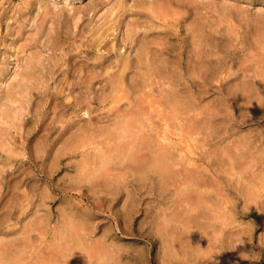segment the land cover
Returning <instances> with one entry per match:
<instances>
[{"label":"bare ground","instance_id":"6f19581e","mask_svg":"<svg viewBox=\"0 0 264 264\" xmlns=\"http://www.w3.org/2000/svg\"><path fill=\"white\" fill-rule=\"evenodd\" d=\"M179 1L180 0H151L147 4H137V6L139 7L138 9H140L141 7L143 8V10L145 9L146 12L144 13L143 18L140 19V21L135 18L137 22H134L132 26L130 25L131 27L127 29L123 38L124 42H128L129 48L134 49V53L132 56L128 52L126 55H120L119 46H116V43L118 41L116 43L111 42L109 44H103V48L99 46L101 39L107 36L108 30L112 27L113 22H115L111 18H108L109 16L107 17L106 15H104V23H106L104 26V23H96L97 26L93 29L92 33H90V37H88V39L85 41L81 40L82 43L79 42L71 48L78 49L80 45H85L87 49H101L100 52L91 57V64L90 62L81 63L79 61H75V59L73 62L69 63V57L67 59H64L63 57L65 55V51H63L64 54L63 52H61L58 59H55L56 61L52 62L51 67H47L49 71L54 72L56 70H59L63 64L67 66V68L62 72V76L57 80V83H54V89L51 92V96L54 98V103L51 107L53 116H49L50 120L48 122L43 120V117H46V111H39V107L40 105L42 106V103L38 101L34 108L35 120L33 119L34 121L32 120V125L30 127H27L25 129V132H23V134L19 136V148L15 152L9 147L10 144H5L2 131L4 128H6V126L13 127L14 120L18 119L23 121L24 116L31 113V110L28 107V98L26 99V95L30 94L31 90L34 87H38L39 84L43 85L41 81H36L37 78L33 74L34 68L39 60L30 61V69L20 72V79H18L15 86L12 83H8V89H10L11 87H17L18 90L6 91L4 98L8 103H17L18 108L8 109L10 105L0 108V158L1 156H3L4 159L3 167L0 166V264H67L69 258L74 256H79L86 264H148V259L144 257V250L142 251L141 247L138 248L139 245L138 247L132 245L129 247H123L122 242H120L121 244H119V242L114 241L113 239H110V241L106 242L105 239L107 238V234H109L106 232L109 229L105 225V228L108 230H102L105 232H103L99 238H95V235V237L91 235L93 229H95L94 226L84 230V227L92 224L95 218L92 220V210L88 205H83V207L79 209L77 203L80 200H77L78 202H76L75 199L77 198L74 194H76L77 197L81 200L82 198L92 199L98 210H101L102 212L107 211L109 215L112 214L110 209L111 207L109 206L110 204L104 203L105 205H103L101 201L107 200L109 203L114 201L121 202V204L119 203L120 212L118 213V215L120 216L123 224L119 225L118 218L116 216L111 217L112 219L116 220L117 224V226L113 228V234H117L118 232L125 235L131 234L137 238L146 237L153 242V240L157 241L154 235L159 233V235L157 234L158 237L160 235L162 236V239H160L163 247L161 256L162 264H189L187 263V257L189 256H185L187 252V246L188 249L192 251V253H195L193 254V257H196V261L202 263L204 258L203 254H205L207 249H211L216 245H218V248L227 247L231 249L232 247H235L233 245L235 239H239V243L241 241L245 243L243 239L250 236L253 228L250 224V226H246V228L241 229V231L234 230V232L232 230V225L229 227L230 220H227L228 218L222 217L220 220L217 219L219 220V222H217L216 220H214V217H210L203 210V208L205 205L204 200H207L212 196L209 190L198 189V186L199 183L201 184L203 180L202 177H204L203 167H228L226 168V170L228 171L229 169L231 171H228L230 174H236V179H232L231 177L227 179V181H229H226L227 185H225L227 194H229V192H233L234 196L236 197L235 200H238L241 197L242 201L244 200L246 203H256L259 198L261 199L262 203V201L264 200V146H259L256 144V139L258 137L256 138L254 135H252V132L239 133L237 131L235 133L234 129L233 131H228L229 128L231 130V128L234 127V125H231V123L229 127H223L225 121L223 122L221 118L217 117L218 112L219 110H221V108L208 111L201 106L199 107V109H197L196 107L198 106L196 103H194L193 99H188L189 97L187 92L189 91L179 92L178 90H175V86L173 87L174 82L171 81V73L178 68L182 69V67L177 61V63L175 64L174 60L169 59L168 56H165V54L168 52V50L170 52V49L173 48V44H175H172L173 40L171 42L170 35L174 34L177 36V24L179 22V18L182 17L181 14H185V12L187 13L190 8L192 17L186 24V28L191 35L190 40L192 45L190 52L193 56L196 57V61L193 62L192 65L187 69V75L189 73L190 75L193 74L196 75V77L201 78V82L203 85L208 80L203 76L206 71H209V73L210 71L219 72V74H216V76L219 78V80L217 79L219 83L224 76L220 75L222 71L226 70V72H228L226 73V75H229V70H231L230 67H227L228 70L224 67H221V69L218 67L219 69L217 70L215 67H217L218 64L211 65L210 63H207L203 60L204 57L213 56L215 57L214 59L219 58V54L221 53L223 48L219 45L218 39L220 38V36H224L227 42V45H224L226 46L224 48L228 49L229 47H232L233 49L237 47L241 50H246L249 53L245 58H243L245 59L246 63L243 62L244 64L240 67V70H242V72H246L247 70L249 71V69L253 68V73L262 76V73L264 72V13H261L258 10L259 12L256 11V14L252 15L253 13H255L254 11L251 15H248L247 13H244L243 6H239L237 10L234 9V12L237 11L234 13L232 11L233 8L230 9V6L235 7L234 4L222 3V0H220V3H222L221 9L218 8L219 4L217 6L214 0H211V2H208L207 0H188V4L183 3L184 1L182 2L183 4H180ZM120 3L122 4L123 2L121 1ZM19 4L17 7H19ZM121 4L119 6H121ZM114 5L116 4L114 3ZM52 7L54 8L53 5ZM202 8L204 9V12L201 11ZM85 9L87 8H84L83 11H85ZM48 11L47 13H49ZM83 11L79 13L81 14L83 13ZM101 12H103V9L102 11H100V13ZM209 12L210 14L207 15ZM47 13L45 12V15ZM60 14L58 15L59 17ZM189 14L190 13H188V15ZM12 15L14 14L12 13ZM12 15L9 14V17ZM76 16L77 15H75V17ZM57 22L55 21L54 23ZM69 27L67 26V29H69ZM140 27H142L143 33L138 32V29ZM75 29L77 28L75 27ZM111 30H113V27ZM149 30H151L150 33H148ZM71 33L73 32L71 31ZM186 33L187 32H185V34ZM79 38H82V36ZM79 38L78 41L80 40ZM24 41L26 42L27 39ZM27 42L29 43V41ZM60 45L61 44L53 42L50 44V48L53 50L61 49L60 51H62L63 49L62 47H60ZM233 51L234 50H232V52ZM46 52L42 53L46 54ZM177 53L178 52L176 51V55ZM23 54L25 55V53ZM112 54H115L117 57L115 59H111L110 57ZM179 54H181V51H179ZM230 54L232 55V53ZM33 55L36 57L35 54ZM242 55L244 56V54ZM83 56L86 59H89L87 58L86 54ZM225 57L223 56L222 58L224 59ZM180 58L181 57H178L176 59H179L180 62ZM54 65L56 69H53ZM153 73H155L154 75L158 76L160 82L157 83H160L161 85L159 89L160 96H158V94L156 93L159 97V104L161 105V108H159L160 110L157 113L159 121L157 119L158 122L156 121V123L154 121L156 118H153V120H151V112L148 111V103L146 102V106L144 105L145 103L143 104L141 100V98H143L146 101L148 99V96L141 97L142 94L140 96L142 89L148 85L150 76H152L151 74ZM12 74L13 73H11V75ZM69 74H71V77L68 78ZM180 76H182V74ZM156 80L157 77L155 81ZM198 80L199 79H197V81ZM257 81V86L256 83L254 86L253 84L250 85L247 81L242 83L236 89V91H238V93L240 94L241 104L245 106L243 113L239 115V122L251 120L258 123V119L255 120V118H259L260 116L262 117L264 114V79L258 78ZM96 82L99 83L98 89L100 90V93H94L92 91V87L94 84H96ZM187 82L188 81H186V83ZM227 85L225 84V86ZM233 86H235V84ZM218 87L220 88V85ZM47 88H45L44 92H46ZM181 89H183V87ZM227 89H229V87H227ZM231 90H233V88ZM203 91L201 89L198 92V95L200 96ZM206 91L208 90H205V92ZM190 94L191 91L189 95ZM230 95L228 94V96ZM153 98L154 97H152V99ZM215 98L216 97H214V99ZM203 100H206V98ZM229 101L231 102V100ZM212 103L214 102L212 101ZM59 106H61L63 112L67 111L66 113H63L64 115L56 112V108H59ZM152 111L155 112L154 109ZM238 112L240 111L238 110ZM56 113L60 114L57 119L55 118ZM222 114H225V112H222ZM169 120H177L179 122L180 128H184V130H181L182 132L187 131L189 134L193 135V139L200 142V145H196V148L198 150H191L187 147V149H190L191 151L190 155H187L185 162L180 160L181 158L178 157L177 153L180 148H183L179 146V142L176 143L168 134V127L171 124L169 123ZM229 121L233 122V120ZM55 122H57L58 125H56ZM253 128L255 127H252V129ZM56 130V135L53 137V139H49L50 141H48L49 135H51V133L55 132ZM32 136L34 137V142L33 144H30V139L32 138ZM98 136H102L103 140H106V138H108L109 141L106 142L104 147H98V150L93 153L91 152L92 156L88 158V156L86 155L90 153H88L86 149L81 148H83L89 141H92ZM258 140L259 142H261L260 139ZM207 144L208 146H206ZM49 155H51L50 158ZM76 155H83V160L81 161L83 162L81 163L82 166L80 163L74 162L75 160L73 159V157ZM3 159H1L0 162H2ZM18 159L20 160L21 164L22 162H28L30 168H20V166L16 167L13 161H15L16 163ZM201 161L204 163L202 164ZM58 167H80L81 169L82 167L83 169L84 167L92 168H89L84 172L82 171V173L78 174L74 172L76 176L67 174L70 177L66 178L67 181H59V179L55 180V177L53 176V171L55 172V169H58ZM118 167H127V173L130 172V179L127 178L128 175H125L126 172L122 170H118V172H115ZM253 167H258V170H251L253 169ZM226 170L224 168V171ZM219 172L221 173L220 170ZM208 174L211 175L210 173ZM226 176L227 175L225 174V177ZM59 177L63 178L62 176ZM73 177H77L78 180L71 179ZM33 178L35 179L34 182L32 181L33 184H29V181ZM68 179H71V181H69ZM146 181L151 185L147 187L146 191H149L151 189V195H156L160 199H164L163 195H165L170 185H183L188 190V203L186 201L185 204L186 194L183 191V193L177 195V197L172 201L167 202L166 200H163L165 205L167 203L168 204L165 207L157 208L160 209V214L158 213L160 211L157 212L156 208L152 213L151 210L147 208L144 213L151 218L146 221L148 230L144 231L142 226L145 222H139L138 226L134 228L132 220L134 219L135 213L139 209V207L137 206L138 198L136 193L138 194L139 188L141 186H144L146 184ZM129 182L131 183V185H134V191H132L133 189L128 188ZM215 187L217 188V184ZM220 187L222 186L220 185ZM221 189L222 188H220L219 191H221ZM183 190H185V188H183ZM179 191H181V189ZM61 195L62 198L57 201L58 203L55 206L57 219L60 218V222L58 223L59 230H54L51 237L49 236L50 238L48 242L43 243V245L38 246L36 245V243L34 244L36 246L30 245L34 242L35 239L38 238V235L39 239L43 235V230L45 228H43V226L44 223H46L45 217H49V214L53 213L54 208L52 204L55 200L58 199L57 197ZM166 197L167 196L165 195V198ZM219 198L220 197H218L217 199L220 201ZM232 200L234 201L233 198ZM150 207L155 206L150 205ZM254 207L256 206L254 205ZM261 210L262 212L264 211V204H262ZM250 211L251 210L246 211V209H241L240 213L243 215H250ZM234 212L235 210L232 213ZM248 222L250 223V221ZM109 225L111 227V223H109ZM178 225H182V230H184L185 232L183 233L182 231V233L186 235L185 239H178L177 237H174V229L175 226L178 227ZM208 228H210V231H212V233L215 232L216 235L217 233H221L224 237H220L221 239L217 241L215 240L216 237L213 238L214 240L212 238V240L210 238L208 239ZM35 232L37 234H34ZM201 234H203V236L206 238L199 239L200 237H198L196 239L195 236H199ZM233 235H236L235 239H232ZM188 236L191 237V239L188 240ZM156 246H158V244ZM204 247L206 248V250ZM201 248L204 249L205 252L200 253V251L198 250H200ZM247 250L250 249L247 248ZM233 252H235L234 254H236V251L233 250ZM219 253L217 254L220 255ZM177 254L184 256V259ZM252 254L255 255L254 252H252L251 255ZM125 255L129 257L130 261H127L126 259V262L124 260ZM228 256L230 255L228 254ZM222 260L224 259L222 258ZM239 260L240 259L238 258L237 261L239 262ZM237 261H235V264ZM209 262L210 264H212L211 260Z\"/></svg>","mask_w":264,"mask_h":264},{"label":"rangeland","instance_id":"374dc122","mask_svg":"<svg viewBox=\"0 0 264 264\" xmlns=\"http://www.w3.org/2000/svg\"><path fill=\"white\" fill-rule=\"evenodd\" d=\"M53 1V2H52ZM123 2L122 4L120 2ZM0 0V108L4 107V106H8L10 105V107L8 109H17L18 108V104L17 103H8L6 100H5V93L6 91H17V87L13 88L11 87L10 89H8V83H12L14 86L16 85L18 79H20V72L21 71H26L27 69H30L31 65H30V61L32 60H39V64L37 63V65L35 66L34 68V76L37 78L36 81L37 82H42L43 85H40L38 87H34L30 94H27L26 95V99L28 98V107L30 108L31 110V113L30 114H27L24 116V120L21 121V120H14V125L13 127L12 126H6V128L3 129L2 131V134H3V139H4V142L5 144L9 145V147L15 151L18 150L19 148V140H20V137L21 134H23V132H25V129L27 127H30L33 123V121L35 120V111H34V108H35V105L36 103L39 101L40 103H42V106L40 105L39 107V111H46V117L44 118L43 117V120H45L46 122H48L50 120L49 116H53V112H51V107L54 103V98L51 96V92L53 91V86H54V83H57V80L62 76V72L64 71V69L67 68V66L65 64H63L61 66V68L59 70H56L54 72H51L49 71V69L47 68L48 66L51 67V64L52 62L56 61L58 59V57L60 56V53L65 51V55L63 56L64 59H67L68 57V60H69V63L73 62L74 59L75 61H79L81 63H84V62H90V64L92 63V61L90 60L91 57L95 56V54H97L98 52H100L101 49H96V48H86L85 45H80L78 49H71L72 47H74L77 43H82V41H85L88 39V37H90V33H92L93 29L97 26V24H101V23H104L105 22V16L106 15L108 18H111L113 21V24H112V27H113V30L112 27L108 30V33H107V36L103 37L101 39V42L100 41V44L99 46H101V48H103V44H109L111 42L113 43H116V46L118 47L119 46V53L120 55H126L127 52L129 54H131V56L133 55L134 53V49H130L129 48V44L128 42H124L123 41V38H124V35H125V32L127 31L128 28H130L134 22H137V20L135 18H137L139 21L140 19L143 18V15L144 13L146 12L145 9L143 10V8L140 7V9H138L139 7L137 6L138 3H140V5L142 4H147L148 0ZM143 3H142V2ZM184 1V2H183ZM201 1V0H200ZM206 1V0H204ZM208 2H211V0H207ZM218 6L219 9H221L222 7V3H229V4H234L235 7H232L230 5V9H232V11L234 12V9H238L239 6H243L244 7V13H247L248 15H251L254 11L255 13H253L252 15L256 14L257 12H261V13H264V0H222V3H220L221 1L220 0H214ZM237 3H236V2ZM251 1V2H249ZM253 1V2H252ZM2 2V3H1ZM4 2V3H3ZM27 4H26V3ZM35 2V3H34ZM112 2V3H110ZM127 2V3H126ZM180 4H183V3H187L188 4V0H180L179 1ZM183 2V3H182ZM198 2V1H196ZM241 2V3H240ZM20 3V4H19ZM32 3V5H31ZM52 3V4H51ZM88 3V4H87ZM95 3V4H94ZM114 3L116 5H114ZM244 3V5H243ZM249 3V5H248ZM19 4V7H17ZM99 4V5H97ZM121 4V6H119ZM238 4V5H237ZM242 4V5H241ZM257 6H256V5ZM52 5L54 6V8L52 7ZM76 5V6H75ZM79 5V6H78ZM97 5V6H96ZM105 5V6H103ZM16 6V7H15ZM46 6V7H44ZM49 6V7H48ZM117 6V7H116ZM119 6V7H118ZM132 6H135V7H132ZM252 6V7H251ZM263 6V8H262ZM5 7V8H4ZM8 7V8H6ZM10 7V8H9ZM40 7V8H38ZM78 9V12H77V9ZM82 7V8H81ZM94 7V8H93ZM97 7V8H96ZM137 7V8H136ZM190 7V6H189ZM237 7V8H236ZM246 7V8H245ZM248 7V8H247ZM254 7V8H253ZM256 7V9H255ZM16 8V9H15ZM34 8V9H33ZM45 10H44V9ZM81 8V9H80ZM84 8H87L84 10ZM10 9V10H9ZM12 9V10H11ZM49 11H48V10ZM59 9V10H58ZM76 9V10H75ZM93 9V10H92ZM96 9V10H95ZM103 9V12L100 13V11H102ZM116 9V10H115ZM131 9V10H130ZM250 9V10H249ZM252 9V10H251ZM8 10V11H7ZM16 10V11H15ZM89 10V11H87ZM107 10V11H106ZM112 10V11H111ZM259 10V11H258ZM5 11V12H4ZM12 11V12H11ZM47 11L49 13H47ZM81 15L79 12H82ZM94 13H93V12ZM122 11V12H121ZM139 11V12H137ZM202 12H204V9L202 8L201 10ZM247 11V12H246ZM251 11V12H250ZM257 11V12H256ZM8 12V13H7ZM10 12V13H9ZM45 12L48 14L45 15ZM67 12V13H66ZM85 12V14H84ZM115 12V13H114ZM237 12V11H235ZM234 12V13H235ZM12 13L14 15H12ZM61 13V14H60ZM66 13V15H65ZM79 13V14H78ZM89 13V14H88ZM113 13V14H112ZM188 13H190L188 15ZM7 14V15H6ZM9 14L12 15L9 17ZM16 14V15H15ZM22 14V15H21ZM54 14V15H53ZM60 14V17L58 16ZM97 14V15H96ZM102 14V15H101ZM115 14V15H114ZM123 14V15H122ZM129 14V15H128ZM133 14V16H132ZM136 14V15H135ZM210 12L207 14L209 15ZM75 15H77L75 17ZM118 15V16H117ZM142 15V16H141ZM182 17L179 18V22L177 24V36L174 35V34H171L170 35V40L173 43V48L170 49V52L168 50V52L165 54V56H168L169 59H173L174 60V63L176 64L177 62L179 63V65L182 67V69H176L174 72H172V77H171V81L174 82V89L175 90H178L179 92H184V91H189L187 92L188 94V99H193L194 103L197 104L198 107H196L197 109H199V107H203L205 110H216L217 108H221V110H219L218 112V115L217 117L221 118V120L224 122V125L223 127H229L230 126V123L231 125H234L233 128H230L228 129V131H235V133L238 131L239 133H244V132H252L251 134L254 135L257 139H256V144L259 145V146H264V114L263 116L259 117V118H255L258 119V123H256L255 121H251V120H248V121H241L239 122V115L241 113H243L244 109H245V106H243L240 102V94L238 93V91H236V89L238 88V86H240L242 83L244 82H247L250 84V85H254L255 86V83H256V86H257V79L258 78H261V79H264V72L262 73V76L261 75H256L255 73H253V68L249 69V71L247 70L246 72H242V70H240V67L244 64L243 62L246 63L245 58L246 55H248L249 53L246 51V50H241L239 48H233L232 47H229L228 49L227 48H224L226 46L224 45H227V42L224 38V36H220V38L218 39L219 41V45L223 48V50L221 51V53L219 54V58L218 59H214L215 57H204L203 60L207 63H210L211 65H215V64H218L217 67H215L217 70L221 67H224L225 69L228 70V68L230 67L231 70H229V75L227 76L226 73V70L225 71H222V73H220V75H224L219 83V78L216 76V74H219V72L217 71H206L205 74L203 75L204 77H206V79H208L204 85L202 84V79L199 78V77H196V75H193V74H189L187 75V69L192 65L193 62L196 61V57L192 55V53L190 52V49H191V35L189 34L188 32V29L186 28V24L188 23V21L191 19L192 17V14H191V10L189 8V10L187 11V13L185 12V14H181ZM7 16V17H6ZM58 16V17H57ZM127 16V17H126ZM177 16V15H176ZM9 17V18H8ZM18 17V18H17ZM40 17V18H39ZM80 19H79V18ZM96 17V18H95ZM99 17V18H98ZM106 17V18H107ZM129 17V18H128ZM47 18V19H46ZM71 18V19H70ZM76 18V19H74ZM98 18V19H97ZM9 19V20H8ZM58 19V20H57ZM94 21H93V20ZM126 19V21H125ZM131 19V20H130ZM187 19V20H185ZM21 20V21H20ZM76 20V22H75ZM80 20V21H79ZM88 20V21H87ZM90 20V21H89ZM92 20V21H91ZM133 20V21H132ZM3 21V22H2ZM39 21V22H38ZM52 21H58L57 23H54ZM78 21V22H77ZM118 21V22H117ZM73 22V23H71ZM93 22V23H91ZM126 22V23H125ZM130 24H129V23ZM186 22V23H184ZM10 23V24H9ZM14 23V24H13ZM25 23V24H24ZM27 23V25H26ZM33 23V24H32ZM79 23V24H78ZM117 23V24H116ZM2 24V25H1ZM66 24V25H65ZM69 24V25H68ZM85 24V25H84ZM106 23L103 24V26L105 25ZM124 24V25H123ZM127 24V25H125ZM180 24V26H179ZM224 24V23H223ZM63 25V27H62ZM65 25V26H64ZM82 25V26H81ZM93 25V26H92ZM131 25V26H130ZM30 26V27H29ZM67 26L69 27V29H67ZM77 29H75V27ZM102 26V27H103ZM118 26V27H117ZM185 26V27H184ZM40 27V28H39ZM51 27V28H50ZM65 27V28H64ZM74 27V28H73ZM80 28V29H79ZM119 28V29H118ZM88 29V30H86ZM34 32H33V31ZM57 30V31H56ZM70 30V31H69ZM81 30V31H80ZM125 30V31H124ZM187 30V31H186ZM71 31L73 33H71ZM76 31V32H75ZM121 31V32H120ZM56 32V34H55ZM59 32V33H58ZM83 32V33H81ZM112 32V33H111ZM124 32V33H123ZM138 32L140 33H143L142 31V27H140L138 29ZM151 30L148 31V33H150ZM185 32H187L185 34ZM78 34V35H77ZM114 34V35H113ZM121 36H120V35ZM10 35V36H9ZM73 35V36H72ZM113 35V36H112ZM183 35V36H182ZM77 36V37H75ZM82 38H79L81 37ZM120 36V37H119ZM173 36V37H172ZM189 36V37H188ZM55 37V39H54ZM61 37V38H60ZM87 37V38H86ZM183 37V38H182ZM222 37V38H221ZM10 38V40H9ZM12 38V39H11ZM78 38L80 39L78 41ZM185 38V39H184ZM29 41V43L24 40ZM75 41H74V40ZM118 39V40H117ZM180 39V40H179ZM223 39V40H222ZM82 40V41H81ZM176 40V41H175ZM179 40V41H178ZM57 43V44H61L60 47H62V51H60L61 49H57V50H53L50 48V44L51 43ZM68 42V43H67ZM70 42V43H69ZM120 42V43H119ZM122 42V43H121ZM225 42V43H223ZM17 43V44H16ZM19 43V44H18ZM28 43V44H27ZM222 43V45H221ZM21 44V45H20ZM25 44V45H24ZM72 44V46H71ZM184 44V46H183ZM17 45V47H16ZM183 47V48H181ZM19 46V47H18ZM70 46V47H69ZM126 48V49H124ZM16 47V48H14ZM24 48V49H23ZM221 48V49H222ZM19 49V50H18ZM23 49V50H22ZM36 49H37V53H36ZM48 49V50H47ZM69 51H67V50ZM81 49V50H80ZM91 49V50H89ZM234 50L232 52V50ZM237 49V50H236ZM239 49V50H238ZM35 50V51H34ZM50 50V51H49ZM80 50V51H79ZM93 50V51H92ZM96 50V51H95ZM227 50V51H226ZM28 51V52H27ZM47 51V52H46ZM58 51V52H57ZM71 51V52H70ZM92 51V52H91ZM176 51L178 52L177 55H176ZM179 51H181V54H179ZM226 51V52H224ZM230 51V52H229ZM236 51V53H235ZM241 51V52H240ZM21 52V53H20ZM32 52V53H31ZM39 52V53H38ZM42 52H46L45 53H42ZM67 52V53H66ZM69 52V53H68ZM223 52V53H222ZM247 52V53H245ZM25 53V55L23 54ZM29 53V54H28ZM41 53V54H40ZM49 53V54H48ZM172 53V55H171ZM185 53V54H184ZM225 53V54H224ZM227 53V54H226ZM232 53V55L230 54ZM10 54V55H9ZM16 54V55H15ZM21 56H20V55ZM35 54L36 57L33 55ZM38 54V55H37ZM40 54V55H39ZM51 54V55H50ZM55 54V55H53ZM64 54V52H63ZM68 54V55H67ZM73 56V57H71ZM87 56V58L89 59H86L83 55ZM168 54V55H167ZM244 54V56L242 55ZM14 55V56H13ZM52 58H50L49 57ZM53 55V56H52ZM180 55V56H179ZM185 55V56H184ZM191 55V56H190ZM223 55L225 58H226V61H225V58L223 59L221 56ZM228 55V56H227ZM237 55V56H236ZM240 55V57H239ZM23 56V57H22ZM29 56V57H28ZM243 56V57H242ZM21 57V58H20ZM27 57V58H26ZM41 57V58H40ZM84 57V58H83ZM117 56L114 54L111 55V59H115ZM178 57H181L180 59V62H179V59L177 60L176 58ZM183 57V58H182ZM221 57V59H220ZM4 58V59H3ZM32 58V59H30ZM109 58V59H110ZM230 58V59H229ZM233 58V59H231ZM242 58V59H241ZM12 59V60H11ZM30 59V60H29ZM56 59V60H55ZM185 59V60H183ZM194 59V60H193ZM241 59V60H239ZM15 60V61H14ZM20 60V61H19ZM188 60V61H187ZM22 61V62H21ZM58 61H61V60H58ZM177 61V62H176ZM217 61V63H216ZM219 61V62H218ZM228 61V62H227ZM240 61V62H239ZM2 62V63H1ZM9 62V63H8ZM222 62V63H221ZM224 62H227V63H224ZM236 62V63H235ZM242 63V64H241ZM264 63V62H263ZM22 64V65H21ZM220 64V65H219ZM233 64V65H232ZM227 65H231V66H227ZM264 66V64H263ZM219 67V68H218ZM228 67V68H227ZM232 67V68H231ZM53 69H56L55 65L53 66ZM185 69V70H184ZM14 70V71H13ZM38 70V71H37ZM43 70V71H42ZM178 70V71H177ZM180 70V72H179ZM13 71V72H12ZM252 71V72H251ZM8 72V73H6ZM179 72V73H178ZM182 72V73H181ZM224 72V73H223ZM234 72V73H233ZM11 73H13L11 75ZM15 74V76H14ZM155 73L151 74L152 76H150V81L148 83L147 86H145L141 93H140V96L142 94L141 97H144V96H148V99L151 98V99H147L146 101L141 98L142 100V103L144 105H148V111L151 112V120H153V118L155 119V123L158 119L157 117V113L158 111L160 110L159 108H161V105L159 104V97L160 96V93H159V89L161 87L160 83H157V82H160L159 78L157 75H154ZM182 74V76H180ZM234 74V75H233ZM237 74V75H236ZM248 74H249V77H248ZM177 78H176V76ZM179 75V76H178ZM190 75V76H189ZM245 75V76H244ZM256 75V77H255ZM3 78H2V77ZM175 76V77H174ZM187 76H188V79H187ZM195 76V77H194ZM237 76V77H236ZM71 77V74L68 75V78ZM152 77V78H151ZM157 77V80L155 81ZM174 77V78H173ZM184 77V78H183ZM216 77V78H215ZM226 77V78H225ZM254 77V78H253ZM51 78V79H50ZM212 81H210L209 80ZM213 78V79H212ZM225 78V80H224ZM228 78V79H227ZM235 78V79H234ZM256 78V79H255ZM6 79V80H5ZM183 79V80H181ZM196 79V80H195ZM197 79H199L197 81ZM215 79V80H214ZM218 79V80H217ZM237 79V80H236ZM10 80V81H9ZM159 80V81H158ZM185 80V81H184ZM229 80V81H228ZM253 80V81H251ZM35 81V80H34ZM177 81V82H176ZM186 81H188L186 83ZM196 81V82H195ZM218 81V82H217ZM234 83H233V82ZM3 82V83H2ZM184 82V83H183ZM216 82V83H214ZM6 83V84H5ZM153 83V84H152ZM178 83V84H176ZM220 85V88L218 87ZM176 84V85H175ZM180 84V86H179ZM185 84V85H184ZM187 84V86H186ZM217 84V85H216ZM224 84V85H223ZM225 84L227 86H225ZM231 86H230V85ZM235 84V86H233ZM237 84V85H236ZM98 85V86H97ZM156 85V86H155ZM183 85V86H182ZM196 85V86H195ZM199 85V87H198ZM210 85V86H209ZM221 85H222V88H221ZM4 86V87H3ZM48 86H51V87H48ZM178 86V87H177ZM183 89H181L182 87ZM203 86V87H202ZM233 86V87H232ZM2 87V88H1ZM41 87V88H40ZM44 87V88H43ZM48 87V88H47ZM99 87V83L96 82V84L93 85L92 87V91L94 93H100V90L98 89ZM154 87V88H153ZM192 87V88H191ZM199 88V89H196V88ZM206 87V88H204ZM227 87H229V89H227ZM5 88V89H4ZM46 89V92H44V90ZM177 88V89H176ZM185 88V89H184ZM233 88V90H231ZM8 89V90H7ZM96 89V90H95ZM151 89V90H150ZM155 91H154V90ZM187 89V90H186ZM192 89V90H191ZM202 89L203 93L199 96L198 95V92ZM225 91H224V90ZM51 90V91H50ZM149 90V91H148ZM205 90H208L205 92ZM223 90V91H222ZM96 91V92H95ZM149 93H148V92ZM191 91V94L189 95ZM193 91V92H192ZM146 95H145V93ZM155 92V93H154ZM196 92V93H195ZM215 92V93H214ZM217 92V93H216ZM228 92V93H227ZM231 92V93H229ZM158 96H157V94ZM45 94V95H44ZM148 94V95H147ZM208 96H207V95ZM215 94V95H214ZM220 94V95H219ZM228 94L230 96H228ZM235 94V95H233ZM29 95V97H28ZM32 95V96H31ZM45 97H44V96ZM151 95V96H150ZM223 98H222V96ZM225 95V96H224ZM41 96V97H40ZM152 97H154L152 99ZM191 97V98H190ZM214 97H216L214 99ZM239 97V98H238ZM43 98V99H42ZM206 100H203L205 99ZM210 99V100H209ZM226 99V101H225ZM49 100V101H48ZM140 100V101H141ZM158 100V101H156ZM208 100V102H207ZM220 100V101H219ZM231 100V102L229 101ZM47 101V102H46ZM53 101V102H52ZM148 101H151V102H148ZM154 101V102H153ZM204 101V102H202ZM211 101V102H210ZM212 101L214 103H212ZM216 101V102H215ZM51 104H50V103ZM147 102V103H146ZM230 104H229V103ZM207 105H206V104ZM211 103V104H210ZM221 103V104H220ZM240 105H239V104ZM209 104H210V107H209ZM213 104V106H212ZM228 104V105H227ZM146 105V106H147ZM227 105V106H226ZM39 106V105H38ZM48 106V107H47ZM223 106V107H222ZM232 106V107H231ZM241 106V107H240ZM243 106V107H242ZM209 107V108H208ZM234 107V108H233ZM48 108V109H47ZM58 108V107H57ZM56 108V112L58 113H61V115L63 113H66L67 111L63 112L61 106H59V108L57 109ZM158 108V109H157ZM224 108V109H223ZM237 108V109H236ZM60 109V110H59ZM154 109L155 112H153L152 110ZM157 109V110H156ZM243 109V110H242ZM50 112H49V111ZM70 110V109H69ZM224 110V111H223ZM238 110L240 112H238ZM49 114H48V113ZM69 112V111H68ZM222 112H225V114H222ZM232 112V113H231ZM55 114V118L57 119L58 116H60V114ZM155 115H154V114ZM220 113V114H219ZM229 113V114H228ZM231 113V114H230ZM234 113V114H233ZM51 114V115H50ZM149 114V115H150ZM153 114V115H152ZM204 114V113H203ZM237 114V115H236ZM32 115V116H31ZM64 115V114H63ZM233 115V116H232ZM236 115V116H235ZM57 116V117H56ZM228 116V117H227ZM252 116V115H251ZM30 117V118H29ZM227 117V118H226ZM232 118V119H231ZM34 119V120H33ZM48 119V120H47ZM233 120L232 121H229V120ZM261 119V120H260ZM28 120V121H27ZM33 120V121H32ZM238 120V121H237ZM19 121V123H18ZM44 121V123H45ZM159 121V119H158ZM157 121V122H158ZM175 122V124H174ZM236 122V123H235ZM169 123L171 124L169 125L168 127V130L171 131L169 132L168 131V134L169 136L176 142L179 144L180 147H182L183 149L180 148L179 151H177L178 153V157L181 158L180 160L184 161L185 162V159L187 157V155L189 156L190 155V151L191 150H198L196 148V145H200L198 141H196L195 139H193V135L189 134L187 131H181V130H184L180 128V125H179V122L177 120H169ZM235 123V124H233ZM261 123V124H260ZM21 124V125H20ZM56 125H58L57 122H55ZM228 124V125H227ZM242 124V125H241ZM257 124V126H256ZM19 125V126H18ZM9 127V128H8ZM252 127H255L252 129ZM9 130H8V129ZM14 128V129H13ZM7 129V130H6ZM20 129V130H19ZM243 129V130H241ZM256 129V131H255ZM248 130V131H247ZM261 131V132H260ZM8 132V133H7ZM56 132H53L51 133V135H49L48 137V141H50L51 139H53V137L56 135ZM173 132V133H172ZM257 132V133H255ZM20 133V134H19ZM172 133V134H171ZM182 133H183V137H182ZM258 134V135H256ZM179 137H178V136ZM185 135V136H184ZM13 136V137H12ZM175 136V137H174ZM201 136V135H200ZM19 137V138H18ZM51 137V138H50ZM102 136H98L96 138H94L92 141H89L83 148L81 149H86V151L90 154L86 155L88 156V158L90 156H92V153L95 152L96 150H98V147H104L106 142H108V138H106V140L104 139L103 140V137L101 138ZM183 138V139H182ZM187 138V139H186ZM262 138V139H261ZM34 137L32 136V138L30 139V144H33L34 142ZM50 139V140H49ZM261 142H259V140ZM13 140V141H12ZM33 140V141H32ZM184 140V141H183ZM32 141V142H31ZM111 141V140H110ZM105 142V143H104ZM196 142V143H195ZM103 144V145H102ZM183 144V146H182ZM263 144V145H262ZM15 146V147H14ZM208 146V144L206 145ZM91 147V148H90ZM190 148V149H187ZM93 148V149H92ZM194 148V149H193ZM185 149V150H184ZM91 150V151H90ZM205 150V149H203ZM185 151V152H184ZM202 151V150H201ZM92 152V153H91ZM51 155H49V158H50ZM80 156V157H79ZM185 156V157H184ZM79 157V158H78ZM184 157V158H183ZM77 158V159H75ZM1 159H3V156H1L0 158V161ZM73 159L75 160L74 162L75 163H83L81 162L83 160V155H76L73 157ZM89 160V159H88ZM18 161V162H17ZM15 163V161H13L14 165L16 167L20 166V168H30L29 167V164L28 162H20V160L18 159ZM3 162H4V159L2 162H0V166L3 167ZM197 162H200V161H197ZM202 162V161H201ZM204 162H202L203 164ZM82 166V164H81ZM80 167H58V169H55V172L53 171V176L55 177V180L59 179V181L61 180H64V181H67L66 178H70L67 174H72V175H75L78 174V173H82V171L84 172L85 170L89 169V168H92V167H82V169ZM206 168H209V169H206ZM213 168V169H212ZM215 168V170H214ZM224 168L226 170V168L228 167H203V173H204V177L201 184L199 183V186H198V189H202V190H209L210 194L212 197H210L209 199H205L204 201V208L203 210L210 216V217H214V220H216L217 222H219V220L223 217V218H228L227 220H230V225L229 227L232 225V230L234 231H237V230H240L243 229V228H246V226H252V231H251V234L250 236L248 237H245V239H243L246 243L244 242H240L239 243V239H235L236 235H233L232 236V239L234 238L235 239V244L233 243V245L235 247H232L231 249L227 248V247H219L218 248V245L217 248L216 246H214L213 248L211 249H207L205 248L206 252L204 249H200L198 251H200V253L202 252H205V254H203L204 258H203V262H198L196 261V257L194 258L193 257V254H195L194 252L192 253L191 250L188 249V246H187V252H186V257L188 258V261L187 263L191 264H210V260H211V263L212 264H235V261H237V259L239 258V262L237 261L236 264H264V211L262 212L261 210V206L262 204H264V200L262 201L261 203V199L258 198V201L255 203V202H252V203H246L244 200L242 201V198L240 197L238 200H235L236 197L234 196L233 192H229V194H227V189L225 188V185L226 184V181L229 177H231L232 179H236V174H230L228 171H230L228 169V171H224ZM66 169V170H64ZM125 169V170H124ZM256 169V170H254ZM61 170V171H60ZM70 170V171H69ZM118 170H122L124 172H126V176L128 179H130V172H128V169L127 167H118L116 169L115 172H118ZM212 170V171H211ZM218 170V171H217ZM219 170L221 171V173L219 172ZM251 170H254V171H257L258 170V167H253V169ZM63 171V173H62ZM75 172V173H74ZM220 174H219V173ZM227 172V173H226ZM231 172V171H230ZM58 173V174H57ZM62 173V174H61ZM208 173H210L211 175H209ZM224 173V174H223ZM57 174V176H56ZM61 174V175H60ZM225 174L227 175L225 177ZM208 175V176H207ZM218 175V176H216ZM59 176H62L63 178L59 177ZM76 176V175H75ZM217 178H216V177ZM34 179V178H33ZM31 179L29 181V184H33L32 181L34 182L35 179L33 180ZM71 179H74V180H78L77 177H73ZM71 179L69 181H71ZM217 179V180H216ZM214 180V181H213ZM205 181V182H204ZM211 181V182H210ZM207 182V183H206ZM229 182V181H227ZM204 183V184H203ZM211 183V184H210ZM214 183V184H213ZM207 184V185H206ZM217 184V188L215 187ZM219 184V185H218ZM223 184V185H222ZM149 183L146 181V184L144 186H141L139 188V192L138 194L136 193L137 195V198H138V211L135 213V216H134V219L132 220V224L134 226V228H136L138 226V223L139 222H145L143 223V230H148V225H146V221L149 220L151 217L146 215L144 213V211L149 208V210H151V213L154 211V209L156 208V211H160V209H157L158 207H165V203L163 200H166L167 202L169 201H172L174 198L177 197V195H179L180 193H184L186 194L185 196V204H186V201L188 203V198H187V195H188V190L186 187H184L183 185H179V186H174V185H170L168 190L166 191L165 195L167 196L165 198V195H163V198L164 199H160L158 198L156 195H151V189L149 191H146L147 187H149ZM215 185V186H214ZM220 185L222 187H220ZM129 186V187H128ZM128 188H131L133 189L134 185L129 182L128 183ZM151 186V185H150ZM182 186V187H181ZM177 187V188H176ZM203 187V188H202ZM183 188H185V190H183ZM219 188V189H218ZM221 189V191H219ZM130 189V190H131ZM170 189V190H169ZM172 189V190H171ZM181 189V191H179ZM217 189V191H216ZM177 190V191H175ZM212 190V191H211ZM134 191V189L132 190ZM215 191V192H214ZM226 192V193H225ZM146 194V195H144ZM149 194H150V197H149ZM231 194V195H230ZM75 197L77 199H75L76 202H79L77 203V206H79V209H81L83 207V205H88L89 208H91L92 210V220L94 221L92 224H90L89 226L87 225V227H84V230L85 229H89L91 227L94 226L95 229H93V232L91 233V235H95L94 237L95 238H99L101 236V234L105 231H102V230H105V226L109 229H106L108 230L106 233H109L107 234V238L105 239L106 242L110 241V239H113L114 241H117L119 242V244H121L120 242H122V246L123 247H129V246H137L139 245L138 248L141 247L142 251L145 253L144 254V257L148 259V264H157V260H158V264H162V251H163V247H162V244H161V240L162 239V236L159 235V233H157L155 236V239L156 240H153L150 241L148 238L146 237H135L131 234H121L120 232H118L117 234H113V228L117 226L116 224V220L112 219L111 217H114L116 216L118 218V222H119V225H122L123 222L120 218V216L118 215V213L120 212V204L121 202H111L109 203L107 200H102V204L105 205V204H110L109 206L111 207V212L112 214L109 215L108 212L106 211H101V210H98V208L95 206L94 204V201L92 199H86V198H82L79 199L77 197L76 194H74ZM144 195V196H142ZM222 195V197H221ZM233 196V197H229V196ZM156 196V197H155ZM223 196H224V199H223ZM228 196V198H227ZM149 197V198H148ZM171 197V198H170ZM195 197V196H194ZM216 197V198H215ZM218 197H220V201L217 199ZM58 198V199H57ZM54 201V203L52 204L53 205V213H50L49 214V217H45V222L44 223V232H43V235L41 236L40 234V239H39V235H38V238L36 236L37 239L34 240L33 243H31L30 245L32 246H41L43 245V243L45 242H48L49 238L51 237L52 233L54 232V230H59L58 228V223L60 222V218L57 219V212L55 211V206L57 205V201H59L61 198H62V195L57 197ZM157 198V199H156ZM214 198V199H213ZM232 198L234 199V201L232 200ZM73 199V197H72ZM228 199V200H227ZM244 199V198H243ZM78 200V201H77ZM143 200V201H142ZM217 200V201H215ZM223 200V201H222ZM106 201V202H105ZM160 201V202H159ZM212 201V202H211ZM233 201V202H232ZM90 202V203H89ZM144 202V203H143ZM147 202V204H146ZM49 203V202H48ZM84 203V204H83ZM105 203V204H104ZM120 203V204H119ZM140 203V205H139ZM162 205H161V204ZM219 205L217 206L216 205ZM220 203V204H219ZM222 203V204H221ZM228 203V204H227ZM232 205H231V204ZM259 203V204H258ZM90 204V205H89ZM142 204V205H141ZM144 204V205H143ZM154 204V205H153ZM150 205L152 206H155V207H150ZM254 205L256 207H254ZM95 206V207H94ZM115 206V207H114ZM118 206V207H116ZM215 206V207H214ZM221 206V207H220ZM228 206V207H227ZM258 206V207H257ZM231 209H230V208ZM249 207V208H248ZM95 208V209H94ZM116 208V209H115ZM118 208V210H117ZM151 208V209H150ZM219 208V209H218ZM221 208V209H220ZM258 208V209H257ZM97 209V210H96ZM241 209H246V211H249L251 210V214L250 215H243L240 213V210ZM249 209V210H248ZM235 210L234 213H232L233 211ZM118 211V212H117ZM219 211V212H218ZM56 212V213H55ZM115 212V213H113ZM212 212V213H211ZM227 212V213H226ZM97 213V214H95ZM139 213V214H138ZM143 213V214H142ZM159 214L161 213L158 212ZM214 213V214H213ZM229 213V214H228ZM232 213V214H231ZM260 213V214H259ZM56 214V215H55ZM95 214V215H94ZM106 214V215H105ZM117 214V215H116ZM222 214V215H221ZM234 214V215H233ZM54 215V216H53ZM145 215V216H143ZM225 215V216H224ZM240 215V216H239ZM260 215V216H259ZM52 216V218H51ZM56 216V217H55ZM97 216V217H96ZM100 218H99V217ZM105 216V218H104ZM216 216V217H215ZM228 216V217H227ZM230 216V217H229ZM232 216V217H231ZM102 217V218H101ZM140 217V218H139ZM149 217V218H148ZM234 217V218H233ZM236 217V219H235ZM120 218V219H119ZM52 219V220H51ZM137 219V220H136ZM219 219V220H217ZM240 219V220H239ZM111 220V221H110ZM144 220V221H143ZM213 220V221H214ZM236 220V221H235ZM104 221V222H103ZM234 221V222H233ZM238 221V222H237ZM241 221V222H240ZM250 221V223L248 222ZM253 224H252V222ZM122 222V223H121ZM233 222V223H232ZM247 222V223H246ZM49 223V224H48ZM109 223H111V227L109 225ZM245 223V224H244ZM250 224V225H249ZM101 225V226H100ZM105 225V226H104ZM146 228H145V227ZM182 225H178L175 226V229H174V237H177L178 239H185L186 235H184L183 233L184 230H182ZM242 226V227H241ZM51 227V228H50ZM55 227V228H54ZM236 227V228H235ZM238 227V228H237ZM104 228V229H103ZM179 228V229H178ZM178 230V231H177ZM209 230V231H208ZM111 231V232H110ZM183 231V233H182ZM207 233L209 234V237H207L208 239L210 238H215V240H220L221 238H223L224 236L221 234V233H216L212 231H210V228L207 229ZM234 231V232H235ZM263 232V233H262ZM45 233V234H44ZM34 234H37L36 232ZM97 234V235H96ZM178 234V235H177ZM183 234V235H182ZM110 235V236H109ZM222 235V236H221ZM50 236V237H49ZM118 236V237H117ZM120 236V237H119ZM122 236V237H121ZM203 234L199 235V236H195L196 239L198 237H200L199 239H204L206 237H202ZM211 236V237H210ZM45 237V238H44ZM221 237V238H220ZM251 237V238H250ZM43 238V239H42ZM193 238V237H192ZM247 238V239H246ZM108 239V240H107ZM117 239V240H116ZM188 240L191 239V237L188 236L187 238ZM194 239V238H193ZM211 239V240H212ZM41 240V241H40ZM121 240V241H120ZM138 240V241H137ZM145 240V241H144ZM214 240V239H213ZM252 240V241H251ZM137 241V242H136ZM149 243H148V242ZM156 241V242H154ZM248 241V242H247ZM126 242V243H125ZM213 242V241H212ZM238 242V243H237ZM36 243V245H34ZM38 243V244H37ZM129 243V244H128ZM138 243V244H137ZM146 243V244H145ZM237 243V244H236ZM124 244V245H123ZM144 244V246H143ZM158 244V246H156ZM126 245V246H125ZM150 245V246H149ZM37 246V247H38ZM251 246V247H250ZM145 248V249H144ZM157 248V249H156ZM224 248V249H223ZM226 248V249H225ZM247 248H249L250 250H247ZM213 249V250H212ZM222 251H221V250ZM237 249V250H236ZM241 251H239V250ZM151 250V251H150ZM157 250V251H156ZM217 250V252H216ZM224 250V251H223ZM228 250V251H227ZM236 251V254H234ZM255 250V251H254ZM190 251V252H189ZM212 254H211V252ZM220 251V253H219ZM231 251V252H230ZM239 251V252H238ZM238 252V253H237ZM254 252V254L251 255V253ZM158 253V254H157ZM188 253V254H187ZM190 253V254H189ZM217 253H219L220 255H218ZM222 253V254H221ZM240 253V254H239ZM250 253V254H249ZM153 254V255H152ZM155 254V255H154ZM157 254V255H156ZM208 254V255H206ZM210 254V255H209ZM224 254V255H223ZM228 254L230 256H228ZM245 258H244V256ZM127 255V254H126ZM124 256V260L126 261H130L129 257L128 256ZM179 256H181L182 258L184 256L180 255V254H177ZM241 257H240V256ZM250 255V256H249ZM256 257H254V256ZM159 256V257H158ZM192 256V258H191ZM210 256V257H209ZM238 256V257H237ZM127 257V258H126ZM149 257V258H148ZM218 257V258H217ZM236 257V258H235ZM72 260H71V259ZM69 258V261L67 262V264H86L82 258H80L79 256H74V257H70ZM74 258V259H73ZM158 258V259H157ZM222 258L224 260H222ZM81 259V260H80ZM153 259V260H152ZM160 259V261H159ZM184 259V258H183ZM206 259V260H205ZM217 259V260H216ZM231 259V260H230ZM190 260V261H189ZM196 262H195V261ZM75 261V262H74ZM77 261V262H76ZM126 261V262H127ZM205 261V262H204ZM246 263H245V262ZM195 262V263H194ZM225 262V263H224Z\"/></svg>","mask_w":264,"mask_h":264}]
</instances>
